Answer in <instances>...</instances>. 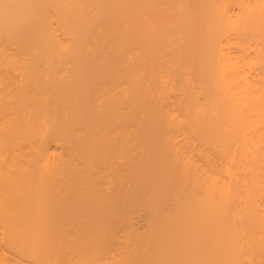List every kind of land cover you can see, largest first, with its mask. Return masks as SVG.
<instances>
[{"label": "bare ground", "instance_id": "obj_1", "mask_svg": "<svg viewBox=\"0 0 264 264\" xmlns=\"http://www.w3.org/2000/svg\"><path fill=\"white\" fill-rule=\"evenodd\" d=\"M88 235L264 264V0H0V264Z\"/></svg>", "mask_w": 264, "mask_h": 264}, {"label": "rangeland", "instance_id": "obj_2", "mask_svg": "<svg viewBox=\"0 0 264 264\" xmlns=\"http://www.w3.org/2000/svg\"><path fill=\"white\" fill-rule=\"evenodd\" d=\"M94 239V236L88 235L79 243L65 241L48 251L47 259L53 264H94L96 250ZM24 261L32 264L30 261Z\"/></svg>", "mask_w": 264, "mask_h": 264}]
</instances>
